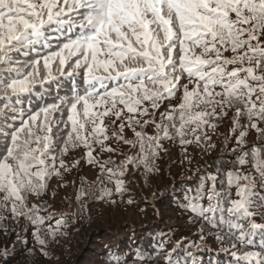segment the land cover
<instances>
[{
  "label": "snow or ice",
  "instance_id": "1",
  "mask_svg": "<svg viewBox=\"0 0 264 264\" xmlns=\"http://www.w3.org/2000/svg\"><path fill=\"white\" fill-rule=\"evenodd\" d=\"M229 112L242 150H232L227 186L218 179L221 164L216 175L201 174L194 189H185L180 203L201 223L199 242L181 256L179 242L163 253L162 236L151 252L136 250L143 264L152 253L156 260L163 254L165 264H195L190 248L206 240L208 226L220 230L216 241L227 240L221 251L236 264H264V223L256 222L264 221V0H0V232L8 236L10 223L28 221L47 257L42 233L52 214L39 215L46 208L29 198H42L48 179L69 171L70 152L83 148L102 173L98 179L114 181L123 195L130 168L162 171L165 141L179 143L185 159L188 146L213 148L210 133ZM250 130L262 143L251 147L254 173H243L236 165L249 155L243 146ZM112 143L135 151L121 148L119 164L111 156L98 160L97 148L117 153ZM87 194L81 189L76 200ZM62 227L66 219L49 225L52 242L67 238ZM257 236L259 250H246ZM0 255H9L6 246ZM108 259L126 264L111 250Z\"/></svg>",
  "mask_w": 264,
  "mask_h": 264
},
{
  "label": "trees",
  "instance_id": "2",
  "mask_svg": "<svg viewBox=\"0 0 264 264\" xmlns=\"http://www.w3.org/2000/svg\"><path fill=\"white\" fill-rule=\"evenodd\" d=\"M232 115L229 112L227 117L219 121L216 131L210 133L214 147L202 151L188 146V159H185L179 143L172 145L170 141H165L164 146L170 149L169 154L157 160L162 171L146 175L143 168H130L122 177L126 182L123 195L115 192L114 181L110 183L105 178L101 182L98 179L102 173L97 165L87 162L83 148L70 152L65 157L69 171L63 172L62 178H49L47 191L42 198H29V204H43L46 208L39 215L52 214L51 219L45 220V233H42L43 238L49 240V255H40L38 249L41 246L32 235V226L28 221L22 220L19 227L15 222L9 224L8 236L0 232V250L5 246L9 250L8 256L0 255V264H114L108 259L109 250L121 256L126 264H143L136 257V250L151 252L161 243L162 236L165 245L163 253L173 252L179 242L183 243L184 248H180L178 254L183 256L184 249L189 248L191 242H199L198 233L201 228V223H193L189 219L193 215L191 212L181 209L183 192L185 189H194L203 178L201 174L216 175L221 164L224 166L223 174L218 179H223L227 186L226 174L233 170L236 154L242 150L235 140L239 131H231ZM145 131L152 134L151 127L145 128ZM127 135L131 137L132 133L128 131ZM245 141L243 149L248 150L249 155L243 166L236 167L240 172L254 173L250 151L252 146H259L262 141L258 139L255 130L249 131ZM111 146L118 148L117 153H100L97 148V159L103 162L111 156L119 164L124 159L119 151L121 148L128 154L135 151L123 144L118 146L112 143ZM233 149L237 152H233ZM77 160L79 163L76 167H71V163ZM54 180L66 184L60 191L54 192ZM81 189L88 194L77 201L76 195ZM105 189L112 192L110 197ZM231 194L235 198L234 188ZM129 198L134 201L131 205L126 203ZM112 200L116 202L114 205ZM201 202L206 205V200ZM60 213L68 215L61 216ZM73 213L76 220L74 224ZM60 219L67 220V228L62 227L61 231H67L68 236L66 239L57 237V244L46 235V230L49 225L54 228L56 221ZM256 222L264 223L259 217ZM220 234L216 227L206 228V240L199 247L190 248L195 264H236L230 251H221V248H229L230 245L227 240L223 244L216 241V236ZM254 241L253 245L246 246V250H259V237H254ZM27 249H33L35 254H29ZM156 254L152 253L153 259L148 264H165L163 254L159 260L155 259Z\"/></svg>",
  "mask_w": 264,
  "mask_h": 264
},
{
  "label": "rangeland",
  "instance_id": "3",
  "mask_svg": "<svg viewBox=\"0 0 264 264\" xmlns=\"http://www.w3.org/2000/svg\"><path fill=\"white\" fill-rule=\"evenodd\" d=\"M65 184H66L65 182H60V181L54 180L53 181L54 192L60 191L61 187H64Z\"/></svg>",
  "mask_w": 264,
  "mask_h": 264
}]
</instances>
